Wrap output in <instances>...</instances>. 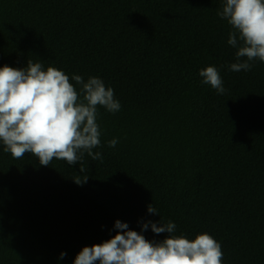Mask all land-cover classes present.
I'll return each instance as SVG.
<instances>
[{"label": "trees", "instance_id": "trees-1", "mask_svg": "<svg viewBox=\"0 0 264 264\" xmlns=\"http://www.w3.org/2000/svg\"><path fill=\"white\" fill-rule=\"evenodd\" d=\"M223 3L0 0V67L39 62L77 89L73 75L96 76L121 104L98 107L102 160L85 152L44 166L0 142V264H74L116 234V220L149 241L168 234L144 222L172 221L173 235H212L223 264H264V61L230 70ZM207 66L224 93L202 83Z\"/></svg>", "mask_w": 264, "mask_h": 264}, {"label": "clouds", "instance_id": "clouds-1", "mask_svg": "<svg viewBox=\"0 0 264 264\" xmlns=\"http://www.w3.org/2000/svg\"><path fill=\"white\" fill-rule=\"evenodd\" d=\"M218 15L232 31L228 44L235 47L233 72L249 71L255 60L264 61V0H224ZM202 83L218 93L225 88L215 66L199 72ZM69 76L61 69L28 61L26 67H0V142L5 152L15 159L26 153L36 156L39 163L49 166L53 159L76 165L86 152L93 160L103 159L100 152L101 130L97 123L98 107L115 113L121 109L114 90L103 80L91 76L85 81L80 75ZM117 138L108 142L114 148ZM84 172L83 167L80 168ZM74 179L78 185L87 182ZM149 213L158 214L152 204ZM154 233H167L160 241H149L126 222L115 221L114 236L92 246H85L76 255L74 264H223L221 244L210 234L200 233L194 239L173 235L176 224L144 222ZM66 253H61L63 258Z\"/></svg>", "mask_w": 264, "mask_h": 264}]
</instances>
